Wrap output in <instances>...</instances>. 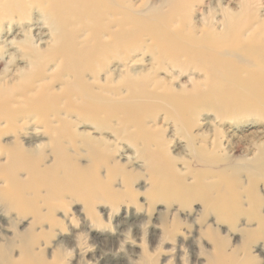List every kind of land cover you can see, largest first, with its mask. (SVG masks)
Masks as SVG:
<instances>
[{
    "label": "bare ground",
    "instance_id": "obj_1",
    "mask_svg": "<svg viewBox=\"0 0 264 264\" xmlns=\"http://www.w3.org/2000/svg\"><path fill=\"white\" fill-rule=\"evenodd\" d=\"M144 6L143 0L136 4L131 0L0 2V60L5 58L14 67L0 74V134L6 130L14 134L13 140L0 145V151L7 153L12 164L18 159H41L43 151L51 148L55 168L66 161L80 171L78 162L87 156L83 154L87 148L127 150L120 136L137 127L163 133L159 112L164 114V124L170 121L180 130L188 124L175 114L187 109L221 115L264 107V0L211 1L208 11H199L200 28L175 1L163 17L155 11L139 15ZM176 17L180 22H173ZM247 66L253 70H244ZM192 72L203 77L181 81ZM220 96L223 105L216 103ZM139 100L148 110L155 105L157 113L142 116ZM83 123L89 130H77ZM209 130L214 138L219 135L216 128ZM36 133L48 139L28 141L27 146L20 140ZM234 135L231 131L224 140L220 138L219 148H227ZM63 139L73 141L65 143L73 157L65 159L63 149L70 148L64 147ZM196 140L189 135L187 145L194 146ZM256 150L257 160H263V145ZM164 158L171 162L168 152ZM104 161L112 164L109 172H116L113 154ZM17 170L15 165L12 172ZM26 170L35 168L30 165ZM88 185L98 186L92 178ZM0 199L8 210L21 205L1 191ZM42 219L35 215L34 224ZM3 250L0 261L10 264ZM22 252L29 254V247L24 245Z\"/></svg>",
    "mask_w": 264,
    "mask_h": 264
},
{
    "label": "rangeland",
    "instance_id": "obj_2",
    "mask_svg": "<svg viewBox=\"0 0 264 264\" xmlns=\"http://www.w3.org/2000/svg\"><path fill=\"white\" fill-rule=\"evenodd\" d=\"M143 1L139 15L155 11L163 17L175 1L200 28L199 11H208L214 0ZM176 19L173 22H180ZM163 24L169 27L168 22ZM0 62V74L14 69L5 58ZM190 76L202 78L203 73L192 72L181 81ZM227 83L232 87V79ZM139 101L142 116L157 113L153 102L151 111ZM216 103L223 105V96ZM175 115L186 121L187 129L178 130L170 121L164 124L159 112L163 133L137 127L120 136L127 150L87 148L83 153L87 156L78 162L80 171L66 161L55 168L51 148L41 159H18L16 164L0 151V191L21 201L8 210L0 199V250L4 249L6 260L10 264H264V158H256L258 145L264 149V107L221 115L187 109ZM86 124H78L77 130H89ZM210 127L216 128V138ZM231 131L235 138L227 148H219L220 138ZM41 135L20 140L25 146L35 139L45 142L48 136ZM189 135L197 137L194 146L187 145ZM13 136L11 130L0 134V145ZM63 140L70 148L63 149L65 159L73 157L65 144L69 139ZM107 154H113L116 172L108 171L112 164L104 161ZM15 165L18 170L13 173ZM30 165L33 172L26 170ZM89 178L98 186L89 187ZM35 215L43 217L40 224H34ZM24 245L30 249L27 255Z\"/></svg>",
    "mask_w": 264,
    "mask_h": 264
}]
</instances>
